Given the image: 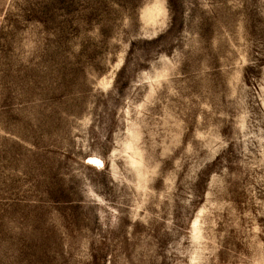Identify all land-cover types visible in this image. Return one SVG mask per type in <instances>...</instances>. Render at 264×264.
<instances>
[{
    "label": "rangeland",
    "instance_id": "rangeland-1",
    "mask_svg": "<svg viewBox=\"0 0 264 264\" xmlns=\"http://www.w3.org/2000/svg\"><path fill=\"white\" fill-rule=\"evenodd\" d=\"M0 264H264V0H0Z\"/></svg>",
    "mask_w": 264,
    "mask_h": 264
},
{
    "label": "bare ground",
    "instance_id": "bare-ground-1",
    "mask_svg": "<svg viewBox=\"0 0 264 264\" xmlns=\"http://www.w3.org/2000/svg\"><path fill=\"white\" fill-rule=\"evenodd\" d=\"M95 162V161H94ZM98 162V161H97Z\"/></svg>",
    "mask_w": 264,
    "mask_h": 264
}]
</instances>
